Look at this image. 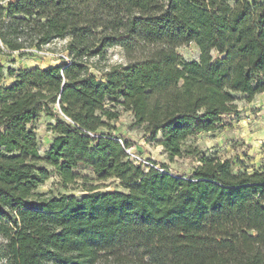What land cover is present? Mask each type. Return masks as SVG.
I'll return each mask as SVG.
<instances>
[{"label":"trees","instance_id":"16d2710c","mask_svg":"<svg viewBox=\"0 0 264 264\" xmlns=\"http://www.w3.org/2000/svg\"><path fill=\"white\" fill-rule=\"evenodd\" d=\"M57 38L68 61L0 64V264H264V162L235 171L182 147L235 112V95L264 93V0H0L8 55ZM190 43L197 60L176 51ZM115 46L125 63H95ZM121 112L168 160L198 164L143 172L109 129ZM40 115L54 120L43 155ZM81 167L126 192L37 191L51 174L75 183Z\"/></svg>","mask_w":264,"mask_h":264},{"label":"rangeland","instance_id":"374dc122","mask_svg":"<svg viewBox=\"0 0 264 264\" xmlns=\"http://www.w3.org/2000/svg\"><path fill=\"white\" fill-rule=\"evenodd\" d=\"M68 38H57L47 44L42 50H30L26 55L19 56L18 53L7 54L0 44V64L7 67L31 68L34 66L46 67L61 64L68 61L65 45ZM176 51L185 60H197L199 49L194 43L182 45ZM96 64L103 69L111 65L125 63L120 47L108 48L103 60H95ZM91 72L99 75L94 69ZM5 78L3 83H9ZM236 111L227 113L222 117L213 131L200 132L186 139L183 149H197L206 155H212L232 162L235 171L257 170L264 162V93L255 95L247 100L245 96L235 95ZM54 120L48 116L40 115L35 123L39 152L41 155L48 148L53 134L50 125ZM109 129L118 138L122 137L130 142L129 159L140 166L143 172L150 168L171 174H188L198 163L188 157H174L168 160L162 147L154 140L145 136L141 127L133 125L132 116L129 112H121L116 120L108 121ZM104 131L107 128L103 129ZM50 170V167H47ZM79 179L75 183L63 186L55 174L37 187V191L47 195L67 194L81 196L85 193L84 186H96L97 190L123 191L126 192L117 179L96 181L95 175L90 168L79 169ZM84 177L86 179H84Z\"/></svg>","mask_w":264,"mask_h":264},{"label":"built area","instance_id":"2783aa9c","mask_svg":"<svg viewBox=\"0 0 264 264\" xmlns=\"http://www.w3.org/2000/svg\"><path fill=\"white\" fill-rule=\"evenodd\" d=\"M121 142V139H118ZM126 153L129 154V148L125 149Z\"/></svg>","mask_w":264,"mask_h":264}]
</instances>
